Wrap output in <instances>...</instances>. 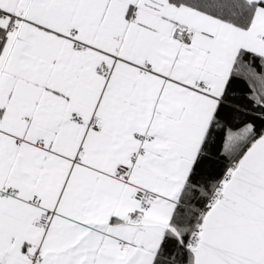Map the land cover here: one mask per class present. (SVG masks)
Returning a JSON list of instances; mask_svg holds the SVG:
<instances>
[{"label":"snow or ice","instance_id":"1","mask_svg":"<svg viewBox=\"0 0 264 264\" xmlns=\"http://www.w3.org/2000/svg\"><path fill=\"white\" fill-rule=\"evenodd\" d=\"M0 264H264V0H0Z\"/></svg>","mask_w":264,"mask_h":264}]
</instances>
